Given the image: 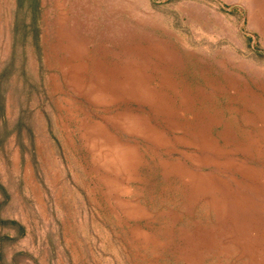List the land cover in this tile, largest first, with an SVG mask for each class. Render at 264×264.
Instances as JSON below:
<instances>
[{"label": "rangeland", "instance_id": "1", "mask_svg": "<svg viewBox=\"0 0 264 264\" xmlns=\"http://www.w3.org/2000/svg\"><path fill=\"white\" fill-rule=\"evenodd\" d=\"M0 264H264V0H0Z\"/></svg>", "mask_w": 264, "mask_h": 264}]
</instances>
